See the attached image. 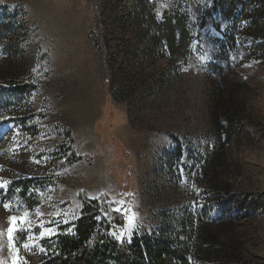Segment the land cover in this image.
<instances>
[{"label":"rangeland","instance_id":"1","mask_svg":"<svg viewBox=\"0 0 264 264\" xmlns=\"http://www.w3.org/2000/svg\"><path fill=\"white\" fill-rule=\"evenodd\" d=\"M161 241L264 264V0H0V264Z\"/></svg>","mask_w":264,"mask_h":264},{"label":"trees","instance_id":"2","mask_svg":"<svg viewBox=\"0 0 264 264\" xmlns=\"http://www.w3.org/2000/svg\"><path fill=\"white\" fill-rule=\"evenodd\" d=\"M166 42H167V47H168V53L172 56L175 55V52H174V44H175V34L173 32V29L170 31V37L168 39H166ZM87 225H88V229L90 231H95L96 230V224L94 222H92L89 218H88V221H87ZM90 234H87L85 231H82L81 233L79 232L78 233V236H77V239L79 241H82V242H86V240H88L90 237ZM97 236V239H99V241H103L104 240V235L102 234H96ZM95 236V237H96ZM162 242V241H161ZM103 243V242H101ZM105 247H107V245H104ZM97 247V246H96ZM132 247H127L126 249H123L122 252L119 251V255L120 256V259L118 261V263L120 264H129V262L131 264H141V261L142 259L145 257V254L142 253V250L141 251H133L131 249ZM72 249H75L77 250L78 248L76 247H72ZM97 249V248H95ZM93 249V250H95ZM146 252L148 253L149 255V259H150V262H154V260L156 261V263H159V264H167L168 260H175V257L177 255L174 254V252L172 253V251L166 247V245L162 242V243H157V245H150V243L148 244L147 246V249H145ZM102 253L101 255H103L101 257V259H98V257H94L92 258L91 256H94V254L96 255H99V252H100V249H97L93 252H89L86 254V249H81L80 253H84L85 254V257H79L78 260L76 262H74V264H100V262L102 261H109V262H115V259H109V256L107 257L105 253H109L108 252V249H105L106 252H104V250H101ZM91 254V256H89L88 254ZM87 255V256H86ZM67 259H65L63 261V263H67L66 262ZM144 263V261H142ZM105 264V263H104ZM115 264V263H114Z\"/></svg>","mask_w":264,"mask_h":264}]
</instances>
